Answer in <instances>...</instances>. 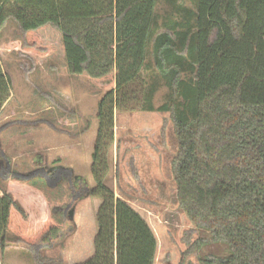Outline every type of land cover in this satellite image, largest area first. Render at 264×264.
<instances>
[{
	"label": "trees",
	"instance_id": "1",
	"mask_svg": "<svg viewBox=\"0 0 264 264\" xmlns=\"http://www.w3.org/2000/svg\"><path fill=\"white\" fill-rule=\"evenodd\" d=\"M168 1L172 10L160 19L158 0H0V29L14 19L25 50L49 52L36 31L51 25L69 70L106 88L97 102L94 184L70 186L75 198L101 199L94 253L79 264H154L150 224L107 184L115 113L135 111L171 113L179 205L212 242L227 245L212 263L264 264V0ZM12 83L0 62V108ZM161 85L168 90L156 104ZM56 168L33 172L48 184L72 180L71 166ZM69 204L57 219L31 215L0 191L1 249L24 242L37 263L62 264L59 257L36 259L67 229ZM190 243L185 254L200 246L199 238Z\"/></svg>",
	"mask_w": 264,
	"mask_h": 264
},
{
	"label": "rangeland",
	"instance_id": "2",
	"mask_svg": "<svg viewBox=\"0 0 264 264\" xmlns=\"http://www.w3.org/2000/svg\"><path fill=\"white\" fill-rule=\"evenodd\" d=\"M186 5L192 7L190 1ZM171 10L168 0H158L156 12L160 19ZM36 33L50 48L46 54L24 49L23 33L14 19L9 18L0 29V62L13 82L10 96L0 108V191L12 192L31 215L54 219L62 216L70 203L65 211L67 231L56 244L66 241L78 226L88 256L101 199L84 193L75 198L76 190L72 193L70 186L74 176L79 177V186H75L78 191L83 184L80 179L94 184L91 154L97 102L106 88L92 85L86 73L69 70L57 29L47 25ZM167 90L165 85L159 87L156 104L165 100ZM177 151L170 112H116L107 184L149 222L157 239L155 264H213L214 256L227 253V245L212 242L208 233L197 229L181 209L172 172ZM37 155H42L43 161L47 159L49 166H71L73 180L48 184L33 172L41 163ZM72 207L73 218L69 216ZM69 220H78V225L74 227ZM198 238L199 248L185 254L190 242ZM51 247H42L36 260L61 250L56 245ZM3 252V258L11 254L15 261L35 257L22 245L4 250L0 247V257Z\"/></svg>",
	"mask_w": 264,
	"mask_h": 264
},
{
	"label": "crops",
	"instance_id": "3",
	"mask_svg": "<svg viewBox=\"0 0 264 264\" xmlns=\"http://www.w3.org/2000/svg\"><path fill=\"white\" fill-rule=\"evenodd\" d=\"M69 223L70 224L73 223L74 227H75V225H78V224H76V223H78V220H74V221L69 220ZM95 225L96 226H95L94 236H93V239L91 240L92 241L91 242V252L88 253V256L86 253L85 244L82 241H80V237L78 235V226H77V229L75 231H73L72 235H70L66 241H63L61 244H55L56 246H59L61 250H59L58 252H55L53 255H50V256L46 255V256L47 257H53V258L59 257L62 261V264H79V263L86 261V259L94 253V249H95L94 239H95V235H96V231H97V223ZM20 245L29 249L28 246L24 242H16V243L8 242L7 244H5V246L3 247L2 250L7 248L8 246L17 247ZM55 245L51 248L54 249ZM30 253H32V252H30ZM156 255H157V251L155 254V258H154V264H155V260H156ZM4 256H5V253L3 252L2 256L0 257V264H39L36 261H34L33 258L28 259V260H22L21 259L20 261H18V260L15 261V259L11 260V258H10V256H12L11 254H9L7 257L3 258Z\"/></svg>",
	"mask_w": 264,
	"mask_h": 264
},
{
	"label": "flooded vegetation",
	"instance_id": "4",
	"mask_svg": "<svg viewBox=\"0 0 264 264\" xmlns=\"http://www.w3.org/2000/svg\"><path fill=\"white\" fill-rule=\"evenodd\" d=\"M37 156L40 158V160L39 159L38 160L41 162L40 165L38 166V169L40 168V170H44V171H46L48 173L49 172H52V171H55V170L57 171L58 168H56V166H49V165H47V163H46L47 162V159H45V161H43L44 159L42 160V158H43L42 155H37ZM7 167H9V166H6L5 168H7ZM74 177H75L76 180L75 179L74 180L72 179L74 181L72 185L73 186H79V181H78L79 180V177H76V176H74ZM80 180L83 181V184H82V186H83L84 183H86V180H84V179H80Z\"/></svg>",
	"mask_w": 264,
	"mask_h": 264
},
{
	"label": "water",
	"instance_id": "5",
	"mask_svg": "<svg viewBox=\"0 0 264 264\" xmlns=\"http://www.w3.org/2000/svg\"><path fill=\"white\" fill-rule=\"evenodd\" d=\"M75 207V206H74ZM74 207H72V209L70 210V217L71 218H73V216H74V211H75V208Z\"/></svg>",
	"mask_w": 264,
	"mask_h": 264
}]
</instances>
